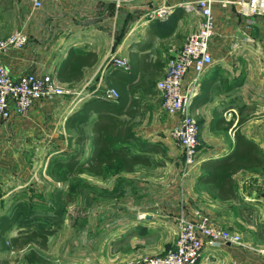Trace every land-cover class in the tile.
Returning a JSON list of instances; mask_svg holds the SVG:
<instances>
[{"label": "crops", "instance_id": "1", "mask_svg": "<svg viewBox=\"0 0 264 264\" xmlns=\"http://www.w3.org/2000/svg\"><path fill=\"white\" fill-rule=\"evenodd\" d=\"M16 1L10 0L11 9L13 13L18 10L19 27L28 41L21 49L3 50L0 62L13 74L49 72L70 92L38 99L28 114H13L0 125V214L10 209L13 197H24L32 187L18 186L14 179L37 169L43 158L42 144L66 141L59 132L60 123L76 144L71 150L90 154L94 114L79 124L84 129L82 140L75 128L67 126L66 118L86 98L102 96L114 86L126 92L127 102L133 100L131 121L136 134L163 142L169 158L147 170L145 184L133 186L137 199L122 203L115 230L121 239L112 253L117 257L106 264H122L135 255L155 254L170 247L181 209L189 216L208 214L217 224L238 231L246 243L206 245L194 264H264V251L255 252L247 246L250 239L264 246V165L236 171V195L229 199L213 197L208 185L197 181L203 159L231 150L235 128L253 139L264 155V13L245 15L242 8L247 0L212 2L214 27L209 48L213 61L201 73L197 91L201 92L203 83L209 84V97L190 105L199 123V146L196 163L181 176L182 154H172L175 140L170 133L179 114H170L162 106L156 80L202 19L195 0H134L123 4L115 0H43L40 8H33L29 0H21L20 6ZM159 5L166 6V14L148 17L147 12ZM0 19L1 36L16 29ZM69 53L71 59L82 56L87 60L76 70L79 77L58 74L61 61ZM113 56L126 57L128 67L114 65ZM192 73L190 68L186 77ZM228 111L234 112L227 115ZM245 112L250 115L244 116ZM121 116L129 118L127 114ZM216 116L222 118L219 126L213 124ZM239 116L244 120L236 125ZM227 121H231L228 127ZM139 167L145 166L138 165L131 172ZM25 249H4L0 242V253L23 254ZM2 260L11 264L0 256V264Z\"/></svg>", "mask_w": 264, "mask_h": 264}, {"label": "trees", "instance_id": "2", "mask_svg": "<svg viewBox=\"0 0 264 264\" xmlns=\"http://www.w3.org/2000/svg\"><path fill=\"white\" fill-rule=\"evenodd\" d=\"M87 63L82 56L73 59L70 53L60 63L58 74L62 72L70 76H78L76 70ZM208 85L203 83L200 93H196L190 105L207 101ZM117 97L91 96L86 98L80 108L73 110L66 118L68 127L75 128L79 138L84 139V129L79 124L94 117L91 122V151L85 158H80V150H70L64 158L54 161L57 167H63L69 176L87 172L103 176L108 169L119 168L126 172L135 170L138 165H162L169 158L167 146L161 141H150L141 138L133 129L131 121L133 100L127 102L126 92L116 88ZM129 115V118L122 117ZM221 116H216L214 125L219 126ZM244 117L239 116L236 125ZM231 125L227 121L225 126ZM155 154L160 157H155ZM264 165V155L260 146L245 136L238 128L234 130V143L231 150L218 157L205 158L200 162L199 183L208 185L210 194L219 199H229L236 195L234 173L241 168H254ZM51 197L58 205L51 214L40 213L28 202L16 199L7 212L0 214V242L4 249L26 248L23 252V264H53L41 251L48 247L49 236L57 226L50 224V215L62 216L66 204L70 201L69 191L55 189ZM14 231L13 234H10ZM6 261L2 260V264Z\"/></svg>", "mask_w": 264, "mask_h": 264}, {"label": "built area", "instance_id": "3", "mask_svg": "<svg viewBox=\"0 0 264 264\" xmlns=\"http://www.w3.org/2000/svg\"><path fill=\"white\" fill-rule=\"evenodd\" d=\"M33 8H40L43 0H29ZM134 0H115L123 4ZM214 0H195L194 6L200 11L202 19L196 29L188 34L178 52L167 60L162 77L156 80L162 106L170 114H179L178 121L171 128V136L179 144L183 153L182 174L196 163L199 146V123L190 111V103L198 91L200 75L213 61L210 52V40L213 35L214 18L212 2ZM245 15L264 13V0L243 2ZM165 5H159L147 12L148 17L164 16ZM28 41L27 34L21 29L0 35V53L8 48L21 49ZM112 62L119 67H128V59L113 56ZM192 75L187 78L189 69ZM51 73L38 74L32 71H20L13 74L0 62V125L13 114L26 115L33 103L42 98L53 99L69 93ZM108 97H117L116 89L110 87L105 93ZM234 111H228L231 115ZM226 114V113H225ZM241 234L214 222L206 213L196 212L193 216L181 209L177 216V231L174 243L155 254L130 259L127 264H194L204 246L219 247L225 244L239 245Z\"/></svg>", "mask_w": 264, "mask_h": 264}, {"label": "rangeland", "instance_id": "4", "mask_svg": "<svg viewBox=\"0 0 264 264\" xmlns=\"http://www.w3.org/2000/svg\"><path fill=\"white\" fill-rule=\"evenodd\" d=\"M16 2L20 6L21 0ZM2 17L7 25L10 24V28L15 25L16 29H20V15L18 10L16 13L12 12L10 0H0V18ZM247 115H250V112L244 113V116ZM59 130L62 135H65L66 141H47L42 144L41 154H43V158L36 167L37 169H32L28 174L17 176L14 179L18 186L32 187L25 192L27 195L13 197L12 202L21 198L34 207L36 211L51 214L54 208L58 206L54 198L51 197V192L55 189L69 191L71 199L66 204L62 216L50 215L48 218L47 222L56 225L57 229L49 236L48 247L43 249L42 253L53 264H106L117 257L112 253L117 249V244L121 239L115 233L118 225L117 214L125 202L127 204L129 200L137 199V192L132 189L133 186L138 182L141 185L145 184L143 182L147 181V170L155 165L139 167L133 173L119 168H111L103 176H96L87 172L69 176L65 169L57 167L54 161L64 158L71 147L76 146V144L71 142V135L64 131L61 123ZM83 147V144L80 145L81 150ZM178 149L181 150L175 141L172 154H182L179 166L180 174L183 176V153L182 150L180 152ZM30 154H33L32 151ZM86 156L87 154H80V158ZM30 162H32L31 159L28 163L33 166ZM107 184H114V186L108 187ZM142 194L140 192V198ZM242 244H246L243 237L242 243L239 245ZM247 246L254 249L255 252L263 253L264 251L262 242L260 245V241L256 239H250ZM145 255L148 254L135 255L132 259ZM0 256L9 259L11 264H23L22 253L3 250ZM127 263L126 261L122 264Z\"/></svg>", "mask_w": 264, "mask_h": 264}, {"label": "water", "instance_id": "5", "mask_svg": "<svg viewBox=\"0 0 264 264\" xmlns=\"http://www.w3.org/2000/svg\"><path fill=\"white\" fill-rule=\"evenodd\" d=\"M144 215H146V216H147L148 214L146 213V214H144Z\"/></svg>", "mask_w": 264, "mask_h": 264}]
</instances>
